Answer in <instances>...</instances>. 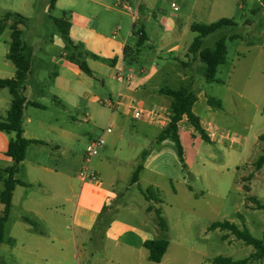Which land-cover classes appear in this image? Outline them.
I'll use <instances>...</instances> for the list:
<instances>
[{"label":"crops","instance_id":"1","mask_svg":"<svg viewBox=\"0 0 264 264\" xmlns=\"http://www.w3.org/2000/svg\"><path fill=\"white\" fill-rule=\"evenodd\" d=\"M89 1L93 6V14L87 15L72 11L70 20H68V39L58 29L62 36L59 43L53 42V37L49 42L38 43L35 49H31L25 44L26 42L24 43L25 54L31 60V64L36 51L47 53L49 44L61 50V57L53 59L57 65V72L54 74V87L50 95L67 102L68 105L60 104L63 109H68L67 107L76 95L80 96L81 93L79 94L74 77H82L86 73L70 60L72 55L89 57L90 54L94 58L91 59L92 61L100 62L101 66L108 67L107 74L104 73L103 77L113 75L112 77L116 80V72L121 68H126L125 48L128 46V38L131 35L135 36L137 31L143 30L149 41V26H152V32H158V26L168 25L165 30L178 38L173 47L165 50L166 54L174 55L173 60L169 61L166 57L164 60H151L149 74L139 77L147 72L145 68H142L139 74L136 73V78L131 83L121 87L116 81L119 84L118 92L112 94L111 97L115 98L121 93V100L125 103L135 100L150 107L160 106L171 111L172 99L161 94L160 90L163 88L180 90L183 87L192 86L195 84L194 79L197 73L206 68L202 58L194 57L189 53V48L197 37V33L191 30L192 24L189 22L187 27L169 24L166 17L159 18V13L164 10L165 0H151L146 1L141 7L140 19L136 25H134L131 14L124 12L131 18V23L124 33L122 20H114L117 13L114 8H118L117 0ZM180 1L183 0H179V4ZM74 4L75 2H70V0H58L55 8L65 5L73 8ZM170 15L174 18L178 17L173 12ZM154 21L155 23L150 25ZM186 28H189L191 35H188ZM106 30L113 35L112 39L106 37ZM89 36L96 44L88 50L86 40ZM100 38L106 41L102 48L99 46ZM9 49L4 50L0 55V80L13 79L16 76L17 68L8 59ZM43 58L41 55L38 60L43 62L45 60ZM89 60L86 58V64ZM89 69L92 75L97 74L96 71ZM141 70H145V73H141ZM35 73L36 71L31 67V74L22 94L29 103H37L42 108L30 104L26 106L23 130L26 139L43 141L44 144L29 146L25 160L21 164L22 172L19 179L32 186L18 185L15 188L5 238L0 247V257L4 264H97L96 254H101V259L106 261L105 264H137L134 258L138 253L145 256L144 250L149 260V252L144 247V243L162 236L157 226L155 212L148 211L150 204L161 209L165 215L169 227L167 234L170 235L167 239L170 241L172 224L182 225L183 219L189 220L193 217L183 211H174L170 214L173 205L169 206L170 209L168 206L161 208L159 203L163 204L161 195L164 191L174 196L182 194L183 201L194 200V206L201 207L206 204L211 214H219L221 205L218 203L213 205L206 199L204 191L199 194L191 187V180L197 182L204 179L207 183L205 188L207 196L222 200L229 193L231 168L213 166L218 172L213 173L214 175L198 170L201 162L206 168L204 152L207 150L204 144L209 143L200 137L187 116H184L178 124L179 137L184 149L186 165L184 168L178 154L159 148L171 142L170 140L159 141L160 133L166 127L148 123L144 119H134L124 109L113 110L108 107L116 111L118 115L112 113L107 119L112 131L103 132L106 144L93 161V171L99 175L101 183L83 182L78 176V167L84 154L81 156L76 150L67 149L65 142H80L82 138L84 140V133H79L76 125L71 121L68 122L49 113V107L40 102V99H45L43 91H40V97L34 98L32 81ZM228 81L227 90L232 91L237 97L242 95L241 91L237 90L234 81L231 78ZM212 84H209L211 86L209 88L213 89ZM103 85L106 86L105 79H103ZM6 90L10 94L8 89H0L1 118L6 117L12 103V96L10 94V97H6ZM196 95L198 102L201 94ZM202 95L207 94L204 92ZM234 95H228L226 100H221L222 109L209 106L206 97L207 107L204 117L196 112L197 102L194 104L193 112L199 118L207 134L215 130L223 133L222 126L215 121L222 118L221 114L228 116L226 103H234ZM103 97L97 94L91 98V101L107 100ZM87 121H91L90 116H87ZM14 137V134L0 132V169L10 167L13 163L12 159L7 156V150ZM210 141V144L216 143V141ZM217 143L226 144L224 141H217ZM144 152H146L147 160L144 158L141 161L140 158ZM215 157L213 155L210 159H215ZM61 162L77 167L76 171H73V168L61 166ZM140 162L142 170L139 180L132 184V176ZM207 163L210 165V160ZM214 178L220 181L218 184L220 192L213 191L210 187L214 183ZM126 185L130 188L137 187L140 195L126 188ZM0 187H2L1 184ZM147 189H152L151 201H148L143 194V191ZM1 191L0 188V193ZM137 201H139V209L142 212L139 218L137 209L132 204ZM190 205L192 207V204ZM3 210L4 206L0 203V217ZM25 217L33 223L26 222ZM215 222L223 221L218 218L211 220L204 230L205 234L221 230L210 229ZM187 233L185 234L181 228L180 235L184 240L187 239L184 238ZM96 241L100 242V248L93 245ZM110 243H114L115 247L106 254ZM170 248L171 242L161 263L154 264L164 263Z\"/></svg>","mask_w":264,"mask_h":264},{"label":"rangeland","instance_id":"2","mask_svg":"<svg viewBox=\"0 0 264 264\" xmlns=\"http://www.w3.org/2000/svg\"><path fill=\"white\" fill-rule=\"evenodd\" d=\"M171 1L165 0L164 10L159 13V18L166 17L169 24L173 23L179 27H187L189 22L190 24L209 25L222 18L233 19L237 24L235 28H223L204 39L206 47H213L221 36L237 37L234 40L227 41V62L219 67L217 73L218 82L211 83L212 87H214L213 89L209 88L211 87L210 83L208 84L205 80L204 71L206 68H203L202 72L197 73L194 85L186 86L191 88L195 94H201L195 106L196 112L203 117L205 116L206 97L210 96L216 100H226L228 95H234L232 91L227 90L230 78L242 95L238 97L234 95L235 102L226 103L228 116L221 114L222 118L215 121L219 126H222L223 132L239 138L240 143L230 145L229 142L225 141L226 144H220L217 143L219 141L218 138L215 144H204L207 150L204 152L207 165L204 168L201 162L198 167L200 172L212 174L218 173L214 168L215 166H229L231 168L232 178L230 179L231 185L227 197L222 200H216L207 196L206 181L204 179L197 182L191 180V187L199 194L204 191L206 199L213 205L217 203L221 205L219 214H211L210 208L206 204L198 207L194 206V200L184 202L182 194L174 196L172 193L169 194L164 191L161 195L163 201V204L159 203L161 208L173 205L171 207L173 210L170 211V214H173L174 211H183L193 216L189 220L183 219L182 225L172 224L171 241L168 239L171 242V248L167 259L162 264H214L213 260L217 257H227L235 261L247 259L255 253L253 246L245 244L229 231L218 230L205 234L204 230L211 220L218 218V220L234 224L240 230L246 228L252 237L257 240H261L264 237V209H258L256 203L250 200L251 197L255 198L260 204L264 205V166L260 171L255 172L251 182L245 181L246 177L254 171V163L263 154L264 150V0H183L180 1L178 13L172 10ZM70 2H75L73 8L65 5L51 9V0H0V22L7 13L19 14L24 17L23 23L20 25L23 32L22 40L31 49H35L38 43L49 42L52 37L54 38L53 42L59 43V40H62V36L54 19H62L64 13H66L67 20H70L72 11L87 15L94 12L89 0H70ZM132 5L133 7L136 6V0ZM114 9L117 12L114 20H122L123 32L125 33L131 23V18L122 9ZM172 12L178 17H171L170 13ZM102 15L104 16L103 12ZM14 21V19H11L5 30L0 34V55L3 54L4 50L9 49L10 27ZM154 23L155 21L150 25ZM167 26H158V32H152V26H149L150 40L143 44L135 60L131 55L126 57V69L131 68L135 73L139 74L140 69L145 68L147 72L139 76L143 77L150 72L149 64L151 60H164L165 57L169 61L173 60L174 55L166 54L165 50L167 51L173 47L178 38L171 35L168 30H165L168 28ZM186 29L188 35H191L189 28ZM105 32L107 38H113V35L108 33V30ZM86 41L88 50L96 44L91 40L90 36ZM105 42L104 39H101L99 46L102 48ZM127 43L131 52H136L138 37L131 35ZM47 47V53L37 50L36 56L33 57L32 67L36 71L32 81L34 98L40 97V91H43L45 99H40V102L49 107V113H53L68 122L71 121L76 125L79 133H84V140L82 138L80 142H65L67 149L76 150L83 156L89 138H98L103 135V131L109 124L107 119L112 113H116V111L104 106L101 101L92 102L91 98L97 94L103 95V99L114 98L111 96L112 94H117L119 84L112 77L113 75H105L106 77H103L104 73L107 74L108 67L101 66L100 62L92 61L91 59L94 58L90 54L88 55L89 57L82 55L80 61L86 62V58H89L90 60L87 64L97 74L74 77V82L78 86L79 94H81L80 96L76 95L67 107L68 109H63L58 104V101L62 104H67V102L63 101L62 98H53L50 95V91L54 87V74L57 72V65L53 59L54 57H61V50L50 46V44ZM41 55L45 59L43 62L38 60ZM99 60L101 61V59ZM103 79L106 81V86L103 85ZM204 92L207 95H202ZM6 93V97H10L7 90ZM87 116L91 117L90 122L87 121ZM82 141L84 142L83 144L81 143ZM155 148L157 147L155 146ZM159 148L177 155L172 142ZM213 155L216 156L215 159H210ZM82 160L78 171H80ZM209 160L210 165L207 163ZM61 166L73 168V171H76L77 168L66 162L64 164L61 162ZM219 182L217 178H214V183L210 185L213 191L220 192L218 188ZM0 184L2 185L0 187L1 190H4L3 182H0ZM247 185L250 186V192L245 190ZM126 188L132 189V191L140 195L137 187L130 188L129 185H126ZM132 204L136 207L139 218L142 213L139 209V201ZM190 204H192V207ZM181 228L185 234L188 232L186 237L184 236V238H187L186 240L180 235ZM226 235H228V238L225 240L224 237ZM169 236V234H166L162 235L161 238H169ZM93 245L97 248L101 247L99 241H96ZM114 247V243H110L106 254L108 251L113 250ZM144 253L145 256L139 253L136 254L135 262L137 264H154L149 262L145 250ZM101 258V254H96L97 264L106 263ZM246 264H264V259L250 260Z\"/></svg>","mask_w":264,"mask_h":264},{"label":"trees","instance_id":"3","mask_svg":"<svg viewBox=\"0 0 264 264\" xmlns=\"http://www.w3.org/2000/svg\"><path fill=\"white\" fill-rule=\"evenodd\" d=\"M58 0H51L50 8L54 9L55 4ZM19 14L7 13L0 22V34L5 30L8 25L9 20H15L12 23L11 38H10V49L8 54V59L11 60L17 68L16 76L13 79L0 80V89H8L12 96V103L10 110L8 111L5 118L0 117V132H6L14 134L15 137L11 140L7 156H9L13 163L10 167L5 169H0V182H4V190L0 193V203L4 206L3 213L0 217V247L5 238L6 225L9 221L11 209H12V199L15 188L18 185L31 187L27 182L19 179V175L22 172L21 164L25 160L27 150L32 144H44L43 141L28 140L24 137L23 130V118L24 112L27 105H32L37 108H42L41 105L33 102H28L27 98L22 94L23 89L26 87L27 80L31 74V60L25 54V45L22 40L23 32L20 25L23 23V19ZM60 33L68 39L69 35V23L66 18V13L62 19H54ZM237 26L233 19L222 18L219 21L205 25V24H192L191 30L197 33V37L193 41L189 48V53L191 55L199 56L205 63V80L207 83H215L217 80V73L220 66L227 62V41L234 40L236 36L227 37L221 36L213 47H204V39L208 36L214 34L215 32L222 30L223 28H235ZM138 37L136 52H131L129 46L125 48V58L131 55L135 60L140 53V49L143 44L147 41L144 31L140 30L135 33ZM82 55H72L70 60L76 63L79 68L87 75H92V71L87 66L86 62L80 61ZM160 93L166 95L172 99V104L170 108V123L168 126L160 133L159 141L163 142L165 140H170L173 142L179 159L184 168V149L179 137V127L178 124L184 116L188 117L189 122L193 125L196 132L200 137L207 143H210V138L207 132L202 128L199 118L193 112V106L197 102V95L193 92L191 88L183 87L180 90H171L169 88H163ZM209 106L217 109H222L223 104L221 100H216L212 97L207 98ZM58 104H61L58 101ZM263 138V137H261ZM146 152L141 155V161L145 158ZM264 166V150L263 154L254 163V171L251 172L245 179L246 182H251L255 176V172L260 171ZM142 170L141 162L137 166L131 183L135 184L139 180V174ZM245 190L250 192V186H246ZM143 194L148 201L152 200V189H147L143 191ZM256 203L258 209H264V205L260 204L255 198H250ZM148 211H154L157 216V226L161 232V235H166L168 233V222L164 217L162 210L155 208L152 204L148 207ZM28 223H33L29 218H24ZM211 230L221 229L223 231H229L232 235H235L239 240H242L245 244L253 246L255 253L249 258L235 261L227 257H217L213 260L214 264H246L250 260H263L264 259V237L261 240H257L252 237L250 232L244 228L240 230L234 224L223 221L215 222L210 227ZM228 235L224 237L226 240ZM170 242L167 238H156L153 240H148L144 243V247L149 252V260L153 263H161L167 250L169 248ZM0 264H4L0 258Z\"/></svg>","mask_w":264,"mask_h":264},{"label":"built area","instance_id":"4","mask_svg":"<svg viewBox=\"0 0 264 264\" xmlns=\"http://www.w3.org/2000/svg\"><path fill=\"white\" fill-rule=\"evenodd\" d=\"M135 0H117V7L125 11L126 13L131 14L133 18L134 25H136L140 19V9L145 5L146 1L151 0H136V6L133 7L132 3ZM179 0H173L171 2L172 10L177 13L180 10ZM141 73H145V70H141ZM116 81L120 84L121 87L131 83L136 78V73L133 70H126V68H121L116 72L115 75ZM104 106L109 107L113 110L124 109L131 114L134 119H144L148 123L158 124L163 127H167L170 123L171 112L167 109L155 106L150 107L143 102L130 100L128 102H123L121 100V93H119L114 99L100 100ZM111 127H107L103 132L110 133ZM210 140L216 141L219 138V141L229 142L230 145L240 143V139L236 136H231L228 133H218V131H211L208 134ZM106 144V140L103 135L98 138H89L88 145L82 160V165L78 176L83 182H91L94 184H100V177L97 173L93 171L92 165L94 159L99 156L101 150Z\"/></svg>","mask_w":264,"mask_h":264}]
</instances>
